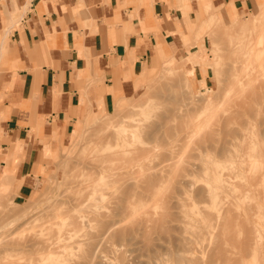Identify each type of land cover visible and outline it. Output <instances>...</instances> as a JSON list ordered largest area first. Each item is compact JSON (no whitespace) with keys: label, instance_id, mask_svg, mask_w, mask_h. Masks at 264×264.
<instances>
[{"label":"rangeland","instance_id":"1","mask_svg":"<svg viewBox=\"0 0 264 264\" xmlns=\"http://www.w3.org/2000/svg\"><path fill=\"white\" fill-rule=\"evenodd\" d=\"M254 2L224 11L206 9L201 0L180 31L181 52L173 55L159 44L165 58L173 55V67L159 52L130 96L120 95L108 109L84 119L66 145L51 153L32 191L18 182L0 192V264H231L238 259L242 264L251 259L253 234L264 243V69L255 47L264 31V0ZM257 17L263 20L253 27ZM206 97L213 100L210 106L203 104ZM123 149L131 152L117 155ZM136 160L141 163L121 168ZM99 163L107 173L96 170ZM221 178L228 179L229 191L216 188ZM93 180L102 193L80 187ZM148 196L151 202L161 197L155 199L159 205L146 203ZM24 210L26 217H19ZM243 227L248 237H242ZM251 228L262 230V236ZM77 238L80 243L65 245ZM52 241L59 249L48 256L45 247Z\"/></svg>","mask_w":264,"mask_h":264},{"label":"crops","instance_id":"2","mask_svg":"<svg viewBox=\"0 0 264 264\" xmlns=\"http://www.w3.org/2000/svg\"><path fill=\"white\" fill-rule=\"evenodd\" d=\"M200 1L0 0V192L18 182L32 191L84 119L130 96L159 52H181Z\"/></svg>","mask_w":264,"mask_h":264},{"label":"bare ground","instance_id":"3","mask_svg":"<svg viewBox=\"0 0 264 264\" xmlns=\"http://www.w3.org/2000/svg\"><path fill=\"white\" fill-rule=\"evenodd\" d=\"M203 2H204L205 5H206V9H207V8H210V9L212 8V3H211L210 0H203ZM260 10H261L262 13L264 12V5L261 6V9H260ZM259 13H260V11H259ZM260 14H261V13H260ZM257 16H258V15H257ZM217 19H218V18H217ZM261 19H262L261 17H260V18L257 17L255 20L253 19L252 22H251L252 26L254 27L256 24H259V23L261 22ZM205 20H206V19H205ZM205 20H204V23H205ZM208 20H209V19H208ZM262 20H263V19H262ZM202 22H203V21H202ZM257 22H258V23H257ZM199 27H200V26H199ZM201 27H202V26H201ZM261 27H262V26H261ZM261 27H260V29H261ZM263 28H264V27H263ZM200 30H202V29H200ZM263 43H264V31L262 30V31H260L259 34H258V41H257V44H256L255 47H258L257 52H256V53H257V57H256V59L259 60V62H258V63H259V67H261V68L264 69V44H263ZM187 49H189V48H187ZM254 53H255V52H254ZM165 56H167V55H163L164 58H165ZM165 59H166V61H167L168 59H170V60H171L170 62H171V64H172V65L170 66V68L173 67V64H174V57H173V55L169 56L168 59H167V58H165ZM168 61H169V60H168ZM172 61H173V63H172ZM163 63H165V62H163ZM168 63H169V62H168ZM254 63H255V62H254ZM257 65H258V64H257ZM164 67H165V66H164ZM166 68H168V67H166ZM252 68H255V69H256L257 66H256L255 64H253V65H252ZM168 69H169V68H168ZM168 69H167V70H168ZM255 69H254V70H255ZM190 71H191V75H193V74H194V71H193L192 69H191ZM150 72H152V71H150ZM261 72H262V69H261ZM154 73H155V72H154ZM263 73H264V72H263ZM263 73H262V74H263ZM147 74L149 75V72H148ZM152 74H153V73H152ZM152 74H151V75H152ZM263 75H264V74H263ZM145 76H146V75H145ZM144 78H145V77H144ZM260 88H261V87H260ZM262 88H263V87H262ZM260 92H261V90H260ZM261 96H262V95H261ZM214 97H215V96H214ZM262 98H263V96H262ZM212 102H213L212 99H210L209 97H206V98L204 99V103H203V104H206L207 106H210ZM97 119H98V118H97ZM128 125L135 126V124H128ZM126 127H127V126H126ZM123 131H125V129H123ZM119 132H120V131H119ZM140 132H141V131H140ZM138 135H139V134H138ZM124 136H125V135H124ZM130 138H131V137H130ZM136 141H138V140H136ZM141 141H142V140H141ZM141 141H140V143H141ZM227 141H228V140H227ZM240 141H241V140H240ZM138 142H139V141H138ZM142 142H143V141H142ZM227 143H228V142H227ZM234 144H235V143H234ZM235 145H236V144H235ZM239 146H241V145H239ZM235 147H236V146H235ZM227 148L229 149V147H227ZM237 148H238V147H236V149H237ZM239 148H241V147H239ZM239 148H238L237 150H239ZM228 149H227V151H228ZM241 150H242V148H241ZM130 152H131L130 150L123 149L122 151H120L119 153H117V155H120V154H121V155H126V154H129ZM239 152H240V150H239ZM248 152H249V151H248ZM248 152H246V153H248ZM243 153H244V151H243ZM250 153H251V151H250ZM251 154H252V153H251ZM251 154H250V155H251ZM241 155H242V154H241ZM236 156L238 157L237 154H236ZM93 157H94V156H93ZM233 157H234V156H233ZM249 157H250V156H249ZM227 158H229V157H226V159H227ZM244 158H245V157H244ZM230 159H231V158H230ZM230 159H228V161H229ZM234 159L236 160V157H235ZM245 159H246V158H245ZM225 161H227V160H224V162H225ZM231 161L233 162L234 160H231ZM231 161H230V162H231ZM242 161H244V160H242ZM255 161H258V159L255 160ZM234 162H235V161H234ZM236 162H238V159H237ZM239 162H240V161H239ZM140 163H141V162H139V160H136L135 162L131 161V162H128L127 164H122V165H121V168H122V169H123V168H125V169H127V168L129 169V168H130V169H131L134 165H136V164H140ZM225 163H226V162H225ZM242 163H243V162H242ZM89 164H92V163H89ZM238 164H239V163H238ZM240 164H241V163H240ZM240 164H239V165H240ZM87 165H88V164H87ZM93 165L96 166V164H93ZM117 165H120V164H117ZM213 165H214V164H213ZM263 165H264V164H263ZM263 165H261V166H263ZM114 166H115V164H114ZM240 166H241V165H240ZM86 167H87V166H86ZM227 167H228V166H227ZM94 168H95V167H94ZM94 168H93V169H94ZM97 168H98V169H96V170H100L101 172H104V171H106V169H107V167L104 166L102 163H99V165L97 166ZM108 168H110V167H108ZM115 168H116V167H115ZM208 168H209V167H208ZM236 168H237V167H236ZM241 168L244 169L243 167H241ZM246 168H247V167H246ZM88 169H89V168H87V170H88ZM111 169H112V168H111ZM111 169H110V170H111ZM137 169H138V168H137ZM147 169H148V168H147ZM150 169H151V168H150ZM87 170H86V171H87ZM118 170H120V169H118ZM144 170H146L145 167H144ZM207 170H208V169H207ZM210 170H212V169H210ZM251 170H252V169H250V171H251ZM146 171H147V170H146ZM213 171H214V170H213ZM232 171H234V170H231V172H232ZM236 171H237V170H236ZM96 172H97V171H96ZM210 172H211V171H209V173H210ZM237 172H238V171H237ZM88 173H89V172H88ZM106 173H107V171H106ZM136 173H137V171H136ZM139 173H140V171L138 172V174H139ZM141 173H142V172H141ZM141 173H140V174H141ZM144 173H145V172H144ZM144 173L142 174L143 176L145 175ZM159 173H160V172H159ZM191 173H193V172H191ZM194 173L196 174L197 171L194 172ZM214 173H215V172H214ZM227 173H228V172H227ZM233 173H234V172H233ZM109 174H110V173H109ZM115 174H116V172H113L112 174H110V176H111V175H115ZM149 174H150V173H149ZM149 174H148V175H149ZM210 174H211V173H210ZM229 174H230V173H229ZM231 174H232V173H231ZM237 174H238V173H237ZM237 174H235V175H236V176H239V175H237ZM261 174H263V173H261ZM131 175H135V174H131ZM212 175H213V173H212ZM232 175H233V174H232ZM110 176H109V175H106V177H110ZM125 176H126V175H125ZM125 176H123V177L125 178ZM138 176L141 177V175H137L136 178H138ZM156 176H159V175L157 174ZM207 176H209V175H207ZM210 176H211V175H210ZM230 176H231V175H230ZM233 176H234V175H233ZM233 176H231V177H233ZM246 176H247V175H246ZM98 177H99V176H98ZM123 177H120V180L123 181V179H124ZM129 177H130V176H128V175L126 176V178H129ZM212 177H214V176H212ZM212 177H211V179H212ZM243 177H244V175H243ZM102 178H105V176L102 177ZM102 178H99V179H102ZM149 178H150V177H149ZM149 178H148V179H149ZM233 178H234V177H233ZM233 178H232V179H233ZM247 178H248V177H247ZM99 179H98V180H99ZM106 179H107V180H111V181H110V184H112L113 182H115V181H114L115 178H114V180H112V179H110V178H109V179L106 178ZM117 179H119V178H117ZM117 179H116V183H115L116 185H117V182L120 181V180H117ZM134 179H135V178H134ZM140 179H141V178H140ZM215 179H216V178H215ZM241 179H242V177H241ZM95 180L97 181V178H96ZM95 180H93L92 183H91V181H90L89 183H86V185H85V184H84V185L81 184L80 187L83 188L84 186H87V188H89V189L92 190V191H98L99 188H100V187H98V186H99V185H98L99 181H98V182H95ZM107 180H105V181L103 180L104 183H105L106 185H108L107 183H109V181H107ZM124 180H125V179H124ZM153 180H154V178H153ZM220 180L222 181V184H223L225 187H222V188H221V186H222L221 183H220L221 186L218 184L219 187H216V184H215V185L213 184V186L216 187L217 189L220 188V189L222 190V189L224 188V190H225V189H226V186H229V185H230V184H229V181H228V179H226V178H225V179L221 178ZM103 181H102V182H103ZM149 181H150V180H149ZM230 181H231V180H230ZM232 181H234V180H232ZM111 182H112V183H111ZM150 182H151V181H150ZM150 182L147 181V185L150 184ZM156 182H157V181L155 180V182H154L155 185H152V187H153V186L157 187L156 185H158V184H156ZM234 182H235V181H234ZM239 182H240V181H239ZM230 183H231V182H230ZM115 184H113V185L115 186ZM232 184H233V182H232ZM235 184H236V183H235ZM237 184H238V182H237ZM239 184H240V185H239ZM239 184H238V186H241V185H242L241 183H239ZM77 185H78V184H77ZM113 185L110 186V188H111V187H114ZM147 185H146V187H147ZM150 185H151V184H150ZM218 185H217V186H218ZM243 185H244V184H243ZM131 186H132V185H131ZM131 186H130L129 188L127 187V189L131 190V189H132ZM148 186H149V185H148ZM235 186H236V185H235ZM78 187H79V186H75V189H76V188L78 189ZM103 187H105V186H103ZM106 187L109 188L108 186H106ZM106 187H105V188H106ZM120 187H121V186H120ZM142 187H143V186H142ZM152 187H151V188H152ZM230 187H231V186H230ZM84 188H85V187H84ZM107 188H106V189H107ZM110 188H109V189H110ZM144 188H145V187H144ZM147 188H148V187H147ZM147 188H146V189H147ZM216 188H215V190H216ZM227 188H229V187H227ZM232 188H233V187H231V189H232ZM77 189H76V190H77ZM103 189H104V188H103ZM103 189H101L100 192L103 191ZM152 189H153V188H152ZM229 189H230V188H229ZM229 189H226V191H229ZM76 190H75V191H76ZM104 190H105V189H104ZM143 190H144V189H143ZM215 190H214V191H215ZM218 190H219V189H218ZM144 191H145V190H144ZM245 191H246V190H243V192H245ZM247 191H248V190H247ZM89 192H91V191H89ZM98 192H99V191H98ZM100 192H99V193H100ZM127 192H129V191L126 190L125 194H126ZM130 192H131V191H130ZM161 192H162V191H161ZM101 193H102V192H101ZM107 193H108V192H107ZM215 193H216V192H215ZM217 193H219V191H218ZM217 193H216V195H217ZM234 193H235V192H233L232 195H233ZM240 193L243 194V193H242V190H241ZM91 194H92V193H91ZM97 194H98V193H97ZM229 194H230V193H229ZM235 194H236V193H235ZM235 194H234V195H235ZM237 194H238V193H237ZM86 195H87V193H86ZM137 195H139V194H137ZM137 195H136V196H137ZM142 195H143V194H142ZM158 195H159V194H158ZM160 195H161V197H162V193H161ZM214 195H215V194H214ZM230 195H231V194H230ZM232 195H231V196H232ZM234 195H233L232 197H234ZM239 195H240V194H239ZM60 196H61V195H60ZM84 196H85V195H84ZM93 196H94V195H93ZM99 196H100V195H99ZM151 196H152V195H151ZM237 196H238V195H237ZM242 196H243V195H242ZM156 197H157V198H156ZM156 197H155V198L153 197V198H154L153 200L155 201V203H153V202H154L153 200H152V202H151V201H148V200L150 199L149 196H148V199H147L146 203H147V202H151L150 204H153V205L156 204V205H157L158 203H156V200H155V199L158 200V199L161 198V197H159V196H156ZM240 197H241V196H240ZM92 198L94 199V197H91V199H92ZM234 198H235V197H234ZM141 199H142V198H141ZM96 200H97V199H96ZM235 200H236V199H235ZM142 201L144 202V200H142ZM158 201H160V199H159ZM227 201H228V200H227ZM227 201H226V202H227ZM79 202H80V201H79ZM230 202H231V201H230ZM146 203H144V206H145ZM51 204H52V203H51ZM53 204H54V203H53ZM53 204H52V206H53ZM77 204H78V203H77ZM228 204H229V203H228ZM245 204H246V203H245ZM54 205H55V204H54ZM74 205L76 206V204H73V206H74ZM89 205H90V204H89ZM89 205H88V208L91 209L90 206H92V205H90V206H89ZM94 205H96V207H97V205L99 206V204H94ZM94 205H93V207H94ZM146 205H147V204H146ZM158 205H159V204H158ZM73 206H72V207H73ZM101 206H102V205H100V207H101ZM147 206H148V205H147ZM81 207H82V206H81ZM100 207H99V208H100ZM241 207H242V205H241ZM244 207H245V206H244ZM244 207H242V209H244L243 212L245 213L247 210H245ZM55 208H56V207H55ZM88 208H87V209H88ZM30 209H31V208H30ZM48 209H51V206H49ZM48 209H47V210H48ZM72 209H73V208H72ZM75 209H76V208L74 207V210H75ZM81 209H82V208H80V210H81ZM83 209H85V208H83ZM242 209H241V210H242ZM70 210H71V207H70ZM74 210H73V211H74ZM76 210H79V209H76ZM98 210H99V209H98ZM229 210H230V209H229ZM143 211H144V210H143ZM143 211L141 210V212H143ZM146 211H148V210L145 209L144 212H146ZM29 212H30V211H29ZM29 212H28V213H29ZM86 212H87V211H86ZM141 212H139V213L141 214ZM229 212H230V211H229ZM256 212H257V211H256ZM147 213H148V212H147ZM227 213H228V212H227ZM260 213L262 214V212H260ZM25 214H27V210H26V211L24 210V212H22V213L20 214L19 217H24V216L26 217ZM142 214H143V213H142ZM145 214H146V213H145ZM245 214L247 215L248 213H245ZM75 215H76V214H75ZM239 215H240V214H239ZM71 216H72V215H71ZM152 216H153V215H152ZM232 216H233V215H232ZM240 216H241V215H240ZM249 216H250V214H249ZM33 217H34V215L32 216V218H33ZM150 217H151V216H150ZM150 217H148V218H150ZM228 217H229V216H228ZM261 217H262V216H261ZM72 218H75V217L72 216ZM152 218H153V217H151V219H150L151 221H153ZM251 218H252V217H251ZM28 219H29V218H28ZM30 219H31V217H30ZM91 219H92V218H91ZM31 220H32V219H31ZM53 220H55V219H53ZM93 220H94V219H93ZM143 220H144V219H143ZM143 220H142V221H143ZM147 220H148V219H147ZM147 220H146V221H147ZM156 220H157V219H156ZM227 220L229 221V219H227ZM51 221H52V220H51ZM74 221H76V220H74ZM74 221H73V223H74ZM89 221H90V220H89ZM94 221H95V220H94ZM99 221H100V220H99ZM101 221H102V220H101ZM144 221H145V220H144ZM146 221H145V223H146ZM154 221H155V219H154ZM239 221H240V220H239ZM96 222H97V221H96ZM84 223H85V222H84ZM109 223H110V222H109ZM228 223H229V222H228ZM249 223H251V222H249ZM75 224H76V223H75ZM110 224H111V223H110ZM110 224H109V225L107 224V226L109 227V226L114 225L113 223H112L111 225H110ZM252 224H254V223H252ZM262 224H263V223H262ZM73 225H74V224H73ZM79 225H80V223H79ZM145 225H146V224H145ZM228 225H229V224H228ZM239 225H240V224H239ZM254 225H255V224H254ZM254 225H252V226L254 227ZM244 227H245V226H244ZM244 227L242 228V230L244 229L245 231H247ZM256 227H258V226H256ZM256 227H254V228H256ZM259 227H260V226H259ZM98 228H99V227H98ZM109 228L111 229V227H109ZM109 228H107L106 230L110 233L111 231H109V230H110ZM254 228H253V229L251 228L252 230H254V233L256 232L257 229L259 230L260 233L262 232V230H260L259 228H257L256 230H255ZM226 229H227V227H226ZM106 230H105V231H106ZM105 231H104V233H107V232H105ZM120 231H122V230H120ZM120 231H119V230L116 231V234L119 233ZM263 231H264V230H263ZM228 232H229V231H228ZM111 233H112V232H111ZM120 233H121V232H120ZM123 233H124V232H123ZM226 233H227V232H226ZM245 233H246V232H245ZM252 233H253V231H252ZM107 234H108V233H107ZM125 234H126V233H125ZM224 234H225V233H224ZM243 234H244V233H243ZM257 234H258V233H257ZM262 234H263V233H261L260 235L262 236ZM87 235H88V234H87ZM103 235H104V234H103ZM120 235H121V234H120ZM225 235H226V234H225ZM234 235H235V234H234ZM247 235L249 236L248 231H247L246 235H244V236H242V237H245V236H247ZM255 235H256V234H253V237H252V244H251L249 247L247 246V244H246V245H245V244H242V243H247V242H245V241H244V242H241L242 246L245 245L246 247L249 248L250 251H249L248 255L251 256V259H250V260H247L246 257H245L246 260L243 259V260H242V264H264V243H263V244L259 243L258 240H257V237H258V236H255ZM258 235H259V234H258ZM61 236H62V235H61ZM105 236H106V235H105ZM116 236L118 237L119 235L117 234ZM126 236H127V235H126ZM227 236H228V235H227ZM248 236H247V237H248ZM117 237H116V238H117ZM184 237L186 238V236H184ZM184 237H183V239H184ZM262 237H263V239H264V236H262ZM120 238H121V237H120ZM125 238H126V237H125ZM187 238H189L190 241H192V240H191L192 238H190V237H187ZM187 238H186V239H187ZM222 238H223V237H222ZM225 238H226V236H225ZM249 238H250V237H249ZM93 239H95V238L87 239V240H93ZM102 239H103V238H102ZM102 239H101V241H102ZM105 239H106V238H105ZM118 239H119V237H118ZM189 239H187V240L189 241ZM233 239H234V238H233ZM240 239H241V238H240ZM245 239H247V238H245ZM77 240H78V238H77ZM82 240H84V239H82ZM82 240H81V241H82ZM85 240H86V239H85ZM103 240H104V239H103ZM228 240H229V239H228ZM243 240H244V239H243ZM247 240H249V239H247ZM79 241H80V240H78V241H76V242H72V243L70 242V243H67V244H65V245H66V246H68V245L73 246V243H74V245H75V243H78ZM234 241H235V240H234ZM234 241H233V242H234ZM236 241H237V240H236ZM239 241H242V239L239 240ZM259 241H260V240H259ZM88 242H89V241H88ZM88 242H87V243H88ZM233 242L231 241V243H233ZM35 243H36V242H35ZM39 243H42V242H39ZM79 243H80V242H79ZM81 243H83V242H81ZM85 243H86V242H85ZM99 243H100V241H99ZM233 244L235 245V243H233ZM238 244H239V243H238ZM42 245H43V244H42ZM28 246H30V245H28ZM33 246H35V244H33V245L31 244L30 247H33ZM89 246H90V245H89ZM245 246H244V247H245ZM24 247H26V246H24ZM58 247H59V246H57L55 242H53V241H52V242H49V243L46 245V247H45V249L47 248V250H48V256H53V255H55V254L58 252V249H59ZM60 247H63V246H60ZM68 247H69V246H68ZM68 247H67V248H68ZM235 247H236V246H235ZM244 247H243V249H244ZM62 249H63V248H62ZM95 249H96V248H95ZM227 249H229V248H227ZM19 250H21V249H19ZM35 250H36V249H35ZM238 250H239V248H238ZM240 250H241V249H240ZM25 251H26V250H25ZM30 251H31V250H30ZM30 251L27 250V252H30ZM43 251H44L43 253H46V252H47V251L45 252V250H43ZM225 251H226V250H225ZM227 251H230V250H227ZM23 252H24V251H23ZM34 252H35V251H34ZM230 252L232 253V251H230ZM239 252H240V251H239ZM246 252H247V251H246ZM31 253H32V252H31ZM39 253H40V252H39ZM221 253H222V252H221ZM41 254H42V252H41ZM224 254H225V256H226V253H224ZM239 254H240V253H239ZM241 254L243 255V252H241ZM94 255L96 256V253H95ZM94 255H93V258L95 259V256H94ZM239 256H241V255H239ZM226 257H227V256H226ZM182 258H183V257H181V255H180L179 260H181ZM224 258H225V257H224ZM229 258H230V256H229L227 259H229ZM94 259H93V260H94ZM227 259H226V260H227ZM235 259H238V258H235ZM93 260H92V261H93ZM182 260H183V259H182ZM233 260H234V259H233ZM233 260H231V258H230V261H233ZM93 262H94V261H93ZM224 263H225V262H224ZM232 263H233V262H232ZM232 263H231V264H232ZM235 263H236V264H237V263L239 264V259H238V262H235V261H234L233 264H235ZM71 264H72V263H71ZM90 264H92V262H91ZM156 264H157V263H156ZM225 264H227V263H225Z\"/></svg>","mask_w":264,"mask_h":264}]
</instances>
